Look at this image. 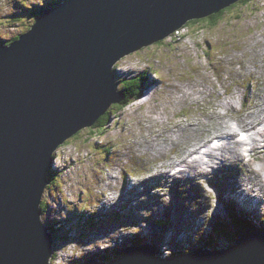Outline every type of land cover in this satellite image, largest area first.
I'll list each match as a JSON object with an SVG mask.
<instances>
[{
	"label": "rangeland",
	"instance_id": "rangeland-1",
	"mask_svg": "<svg viewBox=\"0 0 264 264\" xmlns=\"http://www.w3.org/2000/svg\"><path fill=\"white\" fill-rule=\"evenodd\" d=\"M48 2L0 0V43H8L30 27L35 20L30 7L39 11ZM244 69L251 70L250 79H263L264 0H242L224 8L212 26L185 24L175 35L127 54L114 64L117 88L126 80L138 79L142 94L122 109L111 105L108 123L99 133L93 125L84 127L55 150L49 171L54 178L42 194L45 211L41 214L55 240L50 264L98 259L123 252L129 243H151L156 255L163 258L201 246L228 248L231 238L227 243L220 232L209 229L216 218L223 219L226 228L232 227L224 190L233 191L237 198L234 212L244 202L250 208L245 210L253 212L248 214L254 216L255 227L264 223V195L257 187L255 192L247 190L251 196L243 188L240 192L233 188L240 181L248 184L250 180L249 187L256 183L255 176L249 179L245 166L252 160L242 162L238 152L226 159L227 166L223 162L224 170L202 174L191 165V172H179L182 174L176 181L168 176L171 167L182 168L175 167L173 161L186 157L184 152L197 146L198 140H206L207 129L215 127L218 111L214 103L220 102L219 93L233 98L231 90L240 91L234 108L237 112L229 113L228 120H235L237 131L247 126L237 123L248 111H239L240 86L246 85L244 90L249 91L255 81L248 79ZM263 116L264 112L260 118ZM193 123L198 126L193 127ZM257 151L264 153L257 148L252 150L253 157L264 159ZM260 162L251 165L262 170L264 179V162L259 166ZM198 176L202 188L190 190L191 181H197L193 177ZM243 177L249 180L245 182ZM206 179L211 182L207 184ZM99 191L106 193L104 198ZM256 193L260 197H254ZM217 195L223 202L220 197L216 201Z\"/></svg>",
	"mask_w": 264,
	"mask_h": 264
},
{
	"label": "water",
	"instance_id": "water-1",
	"mask_svg": "<svg viewBox=\"0 0 264 264\" xmlns=\"http://www.w3.org/2000/svg\"><path fill=\"white\" fill-rule=\"evenodd\" d=\"M239 0H63L0 43V264H49L41 197L55 150L92 126L123 92L114 64ZM255 230V229H254ZM223 250L161 258L146 244L79 264H264V229Z\"/></svg>",
	"mask_w": 264,
	"mask_h": 264
},
{
	"label": "bare ground",
	"instance_id": "bare-ground-1",
	"mask_svg": "<svg viewBox=\"0 0 264 264\" xmlns=\"http://www.w3.org/2000/svg\"><path fill=\"white\" fill-rule=\"evenodd\" d=\"M44 9H46V7H44L43 10ZM245 71H246V73H249L248 79L251 81H255V83L252 85V88L249 91L244 90L246 88V85L240 86L243 88V91L241 94V103H240L241 105H240L239 111H241V112H245L247 110L248 111L245 113L244 116L239 118V121H237V123H244L247 126L242 128V129H238V131H237L236 125H235V120H233V119L228 120L229 113L237 112V110L234 108L237 107L236 103H237V100H239V99H237V95L239 94L240 91L238 89L231 90L233 98L232 97L230 98L227 96L222 97V94L219 93L217 96H219L218 101H220V102L214 103L216 106L215 109H217V111H218V113L216 115L217 119L214 123L215 127L207 129L206 140H198L197 142H199V143L197 146H195L194 148H193V146L189 147V149H190L189 152H187L188 150H186L184 152V154H187L186 157H184L181 160L173 161L175 167L176 166L182 167V168H179L178 170L172 169V168H174V166L171 167L170 169H168V176H170V178L171 177L175 178L174 181H176L177 176L182 174L179 172L187 171L184 173L189 174L191 172V171H189L191 165L193 166V168L195 167V170H199L200 172L202 171V174H204L203 171H206V173H209L215 169L224 170L227 166L226 159L228 157H232V156L235 157L237 152L240 153V155L243 157L242 162L244 161L245 158H247L246 155H249L251 160L256 159L258 162L261 160L259 166H261L263 164L262 162H264V159L255 158V157L251 158V156L253 155L252 150H255L257 148H261L262 151L264 150V116L260 118L261 113L264 112V91H261V87H264V75L262 74L263 79H262V77L256 78L257 80L254 78L250 79V77H251L250 74H252L251 70L248 69ZM239 83L240 82H238V84ZM224 99H227V100L223 101ZM262 101H263V103H262ZM227 106H232V107H230V109L227 111L226 110ZM217 107H219L221 109L224 108L225 110L220 111V110H218L219 108H217ZM248 117H249V119H248ZM192 126L196 127V126H198V124L193 123ZM211 130H214V131L217 130V131L214 133H210ZM243 133H246V134L243 138H241L239 136V134H243ZM214 138H216L217 141L212 146L213 148H211L210 142ZM205 145H206V148L203 147ZM244 145H245V147H244ZM238 149H239V151H238ZM203 153L205 154V157H202ZM257 153L258 154L262 153V156L264 157L263 152L257 151ZM206 157H208L207 160L206 159L204 160L203 158H206ZM223 162L226 164L225 168L222 167ZM242 162H241V164H242ZM251 163H252V161L250 163H245V166L247 167V171L250 172L249 179H251L252 175L255 176V178L253 177L252 179H253V181L255 180L256 183L249 187L250 180L247 179V180H249V182H247V180L245 181L243 179L248 184L242 183L243 181L242 182L240 181L239 186H233V188L237 189L239 192L243 188L244 191H246V194L248 196H251V193H248L247 190H249V188H252L253 189L252 192H255L256 191L255 186H256L258 191L261 192L260 194L264 195V179H263V176L261 175L262 170L257 168V167L252 166ZM203 165H206L205 169L202 168V167H204ZM184 166H186V168H187L186 170H184L185 169V168H183ZM50 170L51 169L49 168L46 172L47 177H48V173ZM171 175H175V176H171ZM184 175H187V174H184ZM230 175L232 176V174H230ZM193 178L197 179L196 183L201 181L200 176H198V178H196V177H193ZM243 178H245V177H243ZM48 180H49V178H48ZM168 180H169V178H168ZM224 180H225V178H224ZM252 183H250V184H252ZM214 191H215L214 194L217 193V188H215ZM223 193L226 194V197L231 198L232 204L228 206V210H233V204H234V206H236V202H237L236 196L233 194V191L229 192V191L224 190ZM246 194H240V195H242L243 196L242 198L245 199L248 197ZM258 195L259 194L256 193V195L254 197H260ZM219 197L220 196H218V200H219ZM105 200H107V198H105ZM239 201H240V199H239ZM242 204L243 205L238 206V208L235 210V212H238V214H240L241 216H244L245 219L247 220V222L249 223L250 229L254 230L255 229V224L253 223L254 216L252 215L251 218L249 217L250 216L249 214H253V212L245 210V209H247V210L250 209L248 204H244V202ZM233 215H235V213H233ZM214 221H213V223H214ZM258 227H259V225H257V228ZM258 229L260 231V228H258ZM254 231L257 232L256 229ZM53 242H54V240H53ZM146 245L153 247L155 250V246L152 245L151 243H146ZM155 255H156V253H155ZM156 256L161 257L159 255H156ZM161 258H163V257H161Z\"/></svg>",
	"mask_w": 264,
	"mask_h": 264
},
{
	"label": "trees",
	"instance_id": "trees-1",
	"mask_svg": "<svg viewBox=\"0 0 264 264\" xmlns=\"http://www.w3.org/2000/svg\"><path fill=\"white\" fill-rule=\"evenodd\" d=\"M60 1L61 0H49V2L47 3V5H44V7L55 5V4L59 3ZM241 1L242 0H239L236 3H239ZM236 3H234V4L230 5V6H233ZM30 9L34 13V15H33L34 18H36L38 16V14L40 13V11H41V10L36 11V9H34L32 7H30ZM223 10L224 9L220 10L217 13H212L211 15L206 16L204 18L192 19V20L188 21L186 23V25L187 24H190V23H201V24H204L206 26H212L213 24H216L217 23L218 15ZM14 38H16V37H14ZM145 74H147V72H145ZM140 84H142V83L138 79L137 80L136 79H130V80H126L125 83L122 86H120V89L122 90L124 97H123V99L119 103H114V104H116V106L118 107V109H122V108L128 106V104L134 98H136L137 96H140L142 94V89H140V87H141ZM110 114H111L110 109H107L106 112L102 116H100L99 119L93 124V127H97L98 133H99V131L103 130L104 127H106V125L108 123V119H109ZM48 178H49V181H52L53 180L54 177H53V175H52L51 172L48 173ZM220 199H221V197H220ZM44 207H45V203H44V201H41L40 208L42 210L41 211L42 213L45 211ZM230 212H232V211L229 210V213ZM230 218H231L230 224H231L232 227H227L226 228L223 220L216 219L214 221V223H213L214 226L212 225L213 228L211 229L212 231H215V232L218 231V232H220L225 238H227L228 239L227 240V243L229 242V239L232 236L235 235L234 234L235 232H236V234H238V233L241 232V230L245 229V227L249 226V223L247 222V220L240 219L239 216L233 215V212L231 213ZM91 220H94V215L91 217ZM258 228L264 229V223L260 227H258ZM208 241H209V239L206 241V243H208ZM103 258H105V257H103ZM106 258H107V255H106Z\"/></svg>",
	"mask_w": 264,
	"mask_h": 264
},
{
	"label": "clouds",
	"instance_id": "clouds-1",
	"mask_svg": "<svg viewBox=\"0 0 264 264\" xmlns=\"http://www.w3.org/2000/svg\"><path fill=\"white\" fill-rule=\"evenodd\" d=\"M62 1H63V0H61L60 2H62ZM60 2H59V3H60ZM47 7H49V6H47ZM47 7H46V8H47ZM41 11H42V10H41ZM41 11H40V13H41ZM40 13H39V14H40ZM39 14H38V15H39ZM179 29H180V28H179ZM14 39H15V38H14ZM12 40H13V39H12ZM230 165H231V164H230ZM231 172H232V169H231ZM206 174H207V173H206ZM232 174H233V173H232ZM207 181H208L209 183L211 182L210 179L207 180ZM199 183H200V182H199ZM159 187H161V186H159ZM200 188H201V187H200ZM200 188H199V189H200ZM197 189H198V188H195L194 185H192V186L190 187V190H194V191H195V190H197ZM222 192H223V191H222ZM217 196H218V195H217ZM217 196H216V197H217ZM224 197L227 198V197L225 196V194H224ZM221 198H222V197H221ZM227 199H228V198H227ZM41 201H42V197H41ZM216 201H217V198H216ZM226 204H227V203H226ZM228 205H229V204H228ZM218 209H219V208H218ZM249 210H250V209H249ZM227 211H228V213H229V210H227ZM231 211H232L233 213H235V215H238V216L240 217V219H242V220H246L245 217H244V216H241L240 214H238V212H234L233 210H231ZM76 212H78V209L76 210ZM232 212H230V213H232ZM41 214H42V212H41ZM71 217H72V216H71ZM71 217H70V219H71ZM88 218H89V217H88ZM216 219H219V218H216ZM221 219H222V218H221ZM229 219L231 220L230 217H229ZM222 220H223V219H222ZM223 221H224V220H223ZM224 224H225V223H224ZM262 224H263V223H262ZM212 225H213V222H211V224H210V226H209V229H212ZM46 227H47V231L51 234L52 231L50 230V228H49L47 225H46ZM247 227L250 228L249 226H247ZM247 227H245V229H247ZM255 229H258V228L255 227ZM49 230H50V231H49ZM211 231H212V230H211ZM234 234L236 235V232H235ZM235 235H234V236H235ZM51 237H52V234H51ZM232 237H233V236H232ZM53 240H54V239H52V254H51V256L53 255V243H54ZM229 240H230V239H229ZM54 241H55V240H54ZM129 244H130V245H128L126 248L131 247L132 245H139V244H133V243H129ZM140 244H146V243H140ZM206 244H208V243H206ZM231 244H232V243H231ZM231 244H229L227 247H229ZM204 245H205V243H204ZM202 247H203V248H207V249H209V250H215V247H211V248H210L209 246H201V248H202ZM126 248H125V249H126ZM125 249H124V250H125ZM195 249H196V248H195ZM124 250H123V251H124ZM192 251H193V250H192ZM189 252H190V251H189ZM186 253H187V252H186ZM177 254H181V252L176 253V254L169 253V254H167L166 256H167V257H172V256L177 255ZM105 256H106V255H104V257H105ZM50 258H51V257H50ZM50 258H49V264H50ZM101 258H102V257H101ZM86 260H87V259H86ZM83 261H85V260H83ZM80 263H81V262H80ZM78 264H79V263H78Z\"/></svg>",
	"mask_w": 264,
	"mask_h": 264
}]
</instances>
